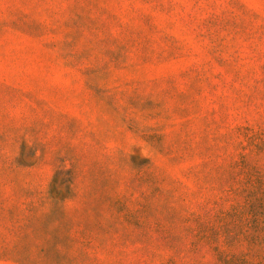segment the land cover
Masks as SVG:
<instances>
[{
	"label": "rangeland",
	"instance_id": "374dc122",
	"mask_svg": "<svg viewBox=\"0 0 264 264\" xmlns=\"http://www.w3.org/2000/svg\"><path fill=\"white\" fill-rule=\"evenodd\" d=\"M0 264H264V0H0Z\"/></svg>",
	"mask_w": 264,
	"mask_h": 264
}]
</instances>
